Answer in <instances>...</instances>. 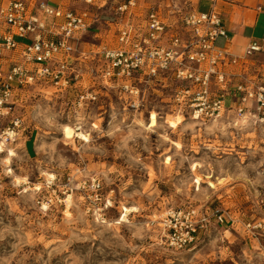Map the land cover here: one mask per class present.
<instances>
[{
	"label": "rangeland",
	"instance_id": "1",
	"mask_svg": "<svg viewBox=\"0 0 264 264\" xmlns=\"http://www.w3.org/2000/svg\"><path fill=\"white\" fill-rule=\"evenodd\" d=\"M124 1L101 0L102 9L70 3L99 19L78 51L116 46L106 22ZM91 58L79 64L77 88L67 93L36 84L16 94L13 113L23 131L1 143L0 264H264V124L233 116L194 121L172 104L171 88L151 91L143 108L129 110L104 87ZM253 63L248 73L264 82V55ZM81 92L96 99L79 106ZM152 113L158 126L150 130ZM177 116L185 119L178 128L165 123ZM64 125L75 130L73 142L64 139ZM8 148L16 153L10 162ZM93 177L113 201L107 224L84 207L79 185ZM124 207L136 210L121 221ZM189 207L220 210L235 224L212 218L193 245L173 250L152 221ZM248 223L262 229L249 231Z\"/></svg>",
	"mask_w": 264,
	"mask_h": 264
},
{
	"label": "built area",
	"instance_id": "2",
	"mask_svg": "<svg viewBox=\"0 0 264 264\" xmlns=\"http://www.w3.org/2000/svg\"><path fill=\"white\" fill-rule=\"evenodd\" d=\"M69 1L105 7L100 0ZM209 1L211 8L204 12L187 0L146 7L140 0H126L114 8L115 20L106 22L115 32L116 46L88 53L77 47L99 22L90 10L46 1L0 0V143L15 142L23 131V120L13 113L17 92L38 84L56 94L67 93L77 88V67L91 57L99 63L96 73L104 87L129 110L143 108L151 91L171 88L172 104L194 121L233 116L264 124V82L248 73L251 58L264 50L257 42L243 56L218 48V40L228 32L214 8L218 0ZM95 99L88 92L77 97L79 106ZM79 187L86 212L107 224L113 201L102 181L93 177ZM212 218L218 224H235L220 210L209 214L195 207L170 209L152 224L165 245L180 251L198 240ZM243 227L262 229L261 224Z\"/></svg>",
	"mask_w": 264,
	"mask_h": 264
},
{
	"label": "crops",
	"instance_id": "3",
	"mask_svg": "<svg viewBox=\"0 0 264 264\" xmlns=\"http://www.w3.org/2000/svg\"><path fill=\"white\" fill-rule=\"evenodd\" d=\"M35 1H46L53 6H69L71 3L69 0ZM140 1L143 7L148 6L151 2L149 0ZM171 1L155 0V2L152 1L151 5L160 4L162 6H168ZM187 1L200 11L206 12L211 8V2L209 0ZM214 8L222 17L228 32L227 38H220L218 40V48L224 51H230L236 56H243L245 50L253 42H257L264 50V0H218ZM263 55L264 52L255 54L251 58V62L253 63L255 59H259V56L261 57Z\"/></svg>",
	"mask_w": 264,
	"mask_h": 264
},
{
	"label": "bare ground",
	"instance_id": "4",
	"mask_svg": "<svg viewBox=\"0 0 264 264\" xmlns=\"http://www.w3.org/2000/svg\"><path fill=\"white\" fill-rule=\"evenodd\" d=\"M184 122H185V119L182 116H177L174 120L167 119L165 123L168 124L169 127L173 128V129H176L180 125L184 124ZM157 126H158L157 114L156 113H152L151 114V118H150V125H147L146 129H150L151 130V129L157 127ZM141 127H144V125H141ZM78 136L81 138L82 141L87 142V143L90 142L89 136L87 134L80 133V134H78ZM63 137H64V139L66 141H72L73 142V139L75 137V130L69 125H64V127H63ZM4 152H5V149L3 148V145L0 143V153H4ZM15 155H16L15 151L13 149H9L8 148L6 161L10 162L11 158L13 156H15ZM196 184L199 185L198 189H200L201 179L199 177H197V179H196ZM209 186L212 187V188H215V185L212 182H209ZM70 199H71V197L69 196V198L67 200L68 203H70ZM132 210H136V208L124 207L123 208L124 215H123V218H122L121 221H125L127 214L129 212H131Z\"/></svg>",
	"mask_w": 264,
	"mask_h": 264
}]
</instances>
